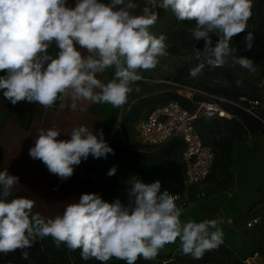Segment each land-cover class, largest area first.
Listing matches in <instances>:
<instances>
[{
	"label": "clouds",
	"instance_id": "obj_1",
	"mask_svg": "<svg viewBox=\"0 0 264 264\" xmlns=\"http://www.w3.org/2000/svg\"><path fill=\"white\" fill-rule=\"evenodd\" d=\"M252 6V0H146L142 14L135 15V0H76L74 7L68 0H0V71L6 73L0 76V90L13 105L27 101L50 108L60 99L61 108L73 111L81 101L123 106L131 85L142 79L138 72L154 69L168 55L166 36L149 30L158 19L156 8L171 10L179 21H195L192 36L204 41L208 66L222 67L230 58L233 65L254 72V61L234 56L231 44L234 36L246 32L245 47H253L255 35L246 31ZM212 33L219 37L215 45ZM53 42L59 50L55 58L47 53ZM204 67L198 64L189 75L197 77ZM108 68H114V77L103 83L97 75ZM60 135L55 128L40 129L29 156L61 180L70 178L74 166L89 155L107 159L115 154L102 129L94 132L81 125L69 139H58ZM116 172L113 166L107 174ZM17 184L18 176L0 171V253L5 255L20 249L27 259L25 250L49 236L56 247L79 249L82 259L101 264L112 258L126 264H136L140 257L152 260L178 238L182 252L194 259L223 243L222 220L182 222L179 195L161 191L159 180L144 183L134 176L127 205L82 194L54 218L33 213L31 198L9 201Z\"/></svg>",
	"mask_w": 264,
	"mask_h": 264
},
{
	"label": "rangeland",
	"instance_id": "obj_2",
	"mask_svg": "<svg viewBox=\"0 0 264 264\" xmlns=\"http://www.w3.org/2000/svg\"><path fill=\"white\" fill-rule=\"evenodd\" d=\"M101 2L109 3V0ZM135 2L139 7L133 14L140 15L146 0ZM75 3L76 0H68L71 7ZM252 5L246 31L255 35L253 47L250 50L245 47L246 32L234 36L231 44L236 49L233 51L234 56L242 55L254 61V72L233 65L230 58L222 67L208 66L203 50L199 48L202 40L196 41L192 36L195 21H179L171 10L153 9L158 19L149 30L157 37L160 34L166 36L168 55L160 57L154 69L140 70L138 74L142 79L132 85L139 89L144 84L152 86L157 80H164L166 82H161V87L165 91L158 98L150 96L131 104L128 112H123L119 117V124L132 136L135 152L143 154L155 164L153 182H161V191L167 190L171 194L203 192L204 195L192 205L199 203L203 205L206 216L212 214V219L222 220L219 227L224 233L223 243L216 249L206 251L202 258L194 259L191 255H185L180 247L172 253L170 264H264V131L253 134L234 117L231 120L199 119L196 123L198 132L204 142L217 151L218 157L210 177L195 187H189L185 181L179 149L167 146L147 148L136 137L139 123L153 106L176 101V96L188 99L182 95L184 91L168 81L184 83L215 96L223 104L239 106L247 112L250 110L257 118L264 117V0H252ZM210 36L219 39L215 33ZM200 63H204L205 67L197 77H191L189 70ZM237 80L241 81L239 86ZM225 81L228 86H225ZM256 101L258 104H255ZM88 193L98 194L109 203L119 199L127 205L121 194L95 188ZM251 219H257L258 222L249 227ZM170 244L173 243L163 248L166 250ZM169 255L158 253L152 260L140 257L136 264H162ZM52 260L55 264H101L95 258L84 260L79 249L72 251L67 247L60 258ZM107 264H126V261L112 258Z\"/></svg>",
	"mask_w": 264,
	"mask_h": 264
},
{
	"label": "crops",
	"instance_id": "obj_3",
	"mask_svg": "<svg viewBox=\"0 0 264 264\" xmlns=\"http://www.w3.org/2000/svg\"><path fill=\"white\" fill-rule=\"evenodd\" d=\"M58 51L53 42L49 45L47 53L55 58ZM81 51L83 55H87L86 51ZM5 74L0 71V76ZM113 77L114 68H108L104 73L97 75L103 83L109 82ZM131 87L132 91L128 94L126 103L119 108L110 104L81 101L74 111L61 108L63 101L60 99L50 108L27 101L13 105L4 98L3 90H0V171L7 170L9 174L19 177V184L14 186L7 199L10 201L13 198H31L35 202L33 213H39L45 218H54L63 214L68 203L78 202L80 196L91 186L111 183L131 186L134 176L144 183H152L156 166L143 154L138 155L135 152L133 138L129 132L122 129L119 117L123 112H128L131 104L150 96L158 98L165 89L161 87V80H157L152 86L144 84L139 89L133 85ZM118 124L120 129L117 128ZM81 125L93 128L94 132L102 129L104 139L114 149L115 154H108L107 159H96L89 155L86 161L82 160L79 166H74L73 175L66 180L50 173L39 159L34 160L29 156V149L34 146L40 129H58L61 133L58 139L63 140L69 139L72 129ZM136 137L138 141V129ZM113 166H117V172L109 176L107 173ZM192 203L183 211L180 217L182 222L189 219L195 222L212 219V214L205 215L203 205ZM45 238L49 256L53 259L60 258L66 246L61 244L56 247L52 237ZM180 247V241L176 240L166 250L162 248L158 253L172 254Z\"/></svg>",
	"mask_w": 264,
	"mask_h": 264
},
{
	"label": "built area",
	"instance_id": "obj_4",
	"mask_svg": "<svg viewBox=\"0 0 264 264\" xmlns=\"http://www.w3.org/2000/svg\"><path fill=\"white\" fill-rule=\"evenodd\" d=\"M161 82L166 81L162 80ZM168 82L180 91H184L185 94L182 95L189 99H193L195 94L205 98L196 103L197 107L194 111L186 109L174 100L154 107L138 125V141L141 145L153 149L163 148L171 142H181L180 154L184 165L185 181L189 187L199 186L210 177L217 154L213 147L204 142L196 123L203 117L231 119L232 114L215 96L184 83ZM255 104H258V101ZM248 112L253 114L250 110ZM117 128L120 129L119 124ZM172 194L179 195L176 204L183 209L188 207L193 200L204 195L203 192ZM257 222V219H251L248 226L252 227ZM171 260H165L162 264H169Z\"/></svg>",
	"mask_w": 264,
	"mask_h": 264
},
{
	"label": "trees",
	"instance_id": "obj_5",
	"mask_svg": "<svg viewBox=\"0 0 264 264\" xmlns=\"http://www.w3.org/2000/svg\"><path fill=\"white\" fill-rule=\"evenodd\" d=\"M204 98L205 97L199 94H195L193 96V99H184L180 96H176L175 100L178 101L186 109L194 111L197 107L196 103L202 101ZM149 102L150 101H148V103ZM221 104L229 111L230 114H232V118L234 117L237 122L242 123L243 126H245L251 133L255 134L264 131V117L260 116V118H257L239 106L226 105L223 103ZM156 106L158 105L153 106L149 111H151ZM231 119L225 118V120ZM167 147H176L180 150L181 153L182 143L171 142L167 145ZM130 187L131 186L125 184L111 183L105 185H97L96 187L91 186L85 191V193H88L90 190L95 188L109 193L121 194L123 200H126L128 204ZM25 251L28 252L27 259H24L22 257V250L20 249H17L15 252L8 253L7 255L0 253V264H55V262L46 251V238L37 239L34 245L31 248L26 249ZM170 259H172V254L169 255V258L167 260Z\"/></svg>",
	"mask_w": 264,
	"mask_h": 264
},
{
	"label": "water",
	"instance_id": "obj_6",
	"mask_svg": "<svg viewBox=\"0 0 264 264\" xmlns=\"http://www.w3.org/2000/svg\"><path fill=\"white\" fill-rule=\"evenodd\" d=\"M211 39L213 41V45H215V43L218 42V38L215 36H211ZM199 48L204 50V41L203 40L199 42Z\"/></svg>",
	"mask_w": 264,
	"mask_h": 264
}]
</instances>
